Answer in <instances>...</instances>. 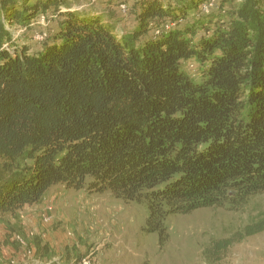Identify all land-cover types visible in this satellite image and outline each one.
<instances>
[{
	"label": "trees",
	"instance_id": "1",
	"mask_svg": "<svg viewBox=\"0 0 264 264\" xmlns=\"http://www.w3.org/2000/svg\"><path fill=\"white\" fill-rule=\"evenodd\" d=\"M31 1L0 0V214L56 185L110 191L147 204L146 231L164 243L171 214L264 194V0H242L212 28L203 18L226 0H136L128 31L69 0ZM39 16L57 21L39 48L13 42L2 21ZM191 60L200 80L184 70ZM262 232L264 219L212 255Z\"/></svg>",
	"mask_w": 264,
	"mask_h": 264
},
{
	"label": "rangeland",
	"instance_id": "2",
	"mask_svg": "<svg viewBox=\"0 0 264 264\" xmlns=\"http://www.w3.org/2000/svg\"><path fill=\"white\" fill-rule=\"evenodd\" d=\"M69 1L72 9L100 15L103 21L120 31H128L134 25L135 18L129 10L136 0ZM170 1L174 3V0ZM241 1L226 0L222 12L207 7L208 14L203 18L207 27H213L210 19L217 21L220 15L228 16ZM211 3L217 7L221 5L220 0ZM189 13L187 18L191 25L201 18L197 10ZM2 21L12 33L13 42L33 48H39L47 40L48 30L52 31L57 22L42 16L28 26ZM168 27H171L169 23L165 28ZM206 28L203 29L201 24L196 26L200 34H204ZM184 70L200 80L199 62L184 63ZM44 216L51 220L44 221ZM148 217L147 204L127 203L110 191L89 193L56 185L40 203L26 206L14 215L0 214V264H57V258L43 259L50 249L54 256L55 250L49 243L44 250L42 244L49 239L52 243L51 237L57 231L64 234L67 241L74 242L71 246H63L70 264H85V261L87 264H264V232L234 243L218 258L212 255L216 250L215 242L229 239L246 226L264 219V194L252 196L238 209L227 204L220 208H200L187 214H171L165 220L169 236L164 243L158 233L146 231ZM69 248L74 254L68 252Z\"/></svg>",
	"mask_w": 264,
	"mask_h": 264
},
{
	"label": "crops",
	"instance_id": "3",
	"mask_svg": "<svg viewBox=\"0 0 264 264\" xmlns=\"http://www.w3.org/2000/svg\"><path fill=\"white\" fill-rule=\"evenodd\" d=\"M26 207V206H25ZM31 209V208H30ZM52 239V243L48 241H44L42 244H44L43 246H49L50 244V248H53L55 250V255L52 256V250L50 249L48 254L45 255V257L43 259H52L55 260L54 258L58 259V263L57 264H70L71 260L69 259V257L66 255V252H63V246H68L71 244L73 245V241H67V239L64 237V234L57 232H54V236L51 237ZM49 243V244H48ZM73 247V246H72ZM72 252V248L68 249V252ZM76 252V251H75ZM74 254V252H72ZM40 259V258H39ZM60 261V262H59Z\"/></svg>",
	"mask_w": 264,
	"mask_h": 264
},
{
	"label": "bare ground",
	"instance_id": "4",
	"mask_svg": "<svg viewBox=\"0 0 264 264\" xmlns=\"http://www.w3.org/2000/svg\"><path fill=\"white\" fill-rule=\"evenodd\" d=\"M51 217L48 216H44V221H50ZM17 240L23 243V240L20 237H17ZM85 264H87V262L85 261Z\"/></svg>",
	"mask_w": 264,
	"mask_h": 264
}]
</instances>
